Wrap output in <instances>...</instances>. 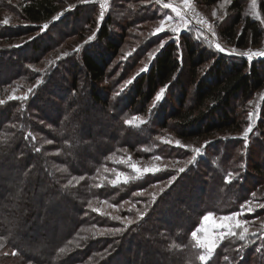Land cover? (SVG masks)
<instances>
[{
    "label": "trees",
    "instance_id": "obj_1",
    "mask_svg": "<svg viewBox=\"0 0 264 264\" xmlns=\"http://www.w3.org/2000/svg\"><path fill=\"white\" fill-rule=\"evenodd\" d=\"M121 1L136 3L131 14L137 22L150 13L159 17L149 10L163 8L160 0L159 5L155 4L157 0ZM220 1L197 0L205 7ZM242 2L230 0L229 18L216 26L221 41L236 49L256 47L262 36L259 22L244 15ZM66 3L19 0L12 6L0 0V20L1 8L8 4L23 22L11 27L0 24V42L4 44H0V99L5 100L0 105V235L4 238H0V264H89V258L98 264L101 250L110 247L111 253L100 264H264V238L259 235L227 236L204 261L194 238L204 214L237 211L264 177V156L261 159L257 151L259 140L251 150L245 149L240 139L238 143L226 139L207 145L203 156L190 163V175H183L186 182L155 198L134 193L169 176L161 172L137 175L129 164L113 165L110 161L117 156L171 153L158 145L155 137L171 123L182 143L223 131H242V119L230 113L239 101L243 103L264 87L262 56L251 62L247 58L229 61L212 48L196 44L199 40L185 30L178 42L170 38L155 53L146 70L133 78L127 92L120 93L121 102L111 95L115 83L103 85L107 80L106 56L114 57L119 51L110 41V25L115 20L108 16L97 29L96 40L64 56L63 67L52 62L37 71L41 84L21 88L23 92L15 96L22 97L32 89L27 101L9 100L8 87H13V80L32 81L37 75L24 66L36 65L62 43H58L60 39L75 35L84 25L97 27L95 6L82 8L70 22L65 16L63 25L62 17L53 21ZM257 10L264 19V0L257 1ZM35 32L36 37L30 36ZM22 38L27 41L17 42ZM207 60L211 63L200 75ZM184 66L191 94L182 93L176 107L163 108L166 100L160 101L154 117L160 120H153L149 136L141 138L137 128L124 123L125 118L150 111L148 105L161 88L178 87V75ZM77 70L82 71L90 87L86 116L80 119L74 110L82 103ZM95 109L101 110L104 122L96 131L95 119L89 115ZM118 132L124 133V141L118 139ZM46 140H53L54 147ZM127 141L133 145L130 151L137 150L134 154L121 150ZM118 170L128 178L115 179ZM125 199L138 203L135 208H127L124 215L128 221L99 210L100 203ZM142 201L144 205L139 206ZM21 247H28L32 254L27 256Z\"/></svg>",
    "mask_w": 264,
    "mask_h": 264
},
{
    "label": "rangeland",
    "instance_id": "obj_2",
    "mask_svg": "<svg viewBox=\"0 0 264 264\" xmlns=\"http://www.w3.org/2000/svg\"><path fill=\"white\" fill-rule=\"evenodd\" d=\"M8 3H14L19 0H6ZM66 5L60 10L59 14L55 18L56 21L62 17L61 25H63L64 18L70 17L68 22H70L73 18V14L77 13L82 8L95 6L96 7V26H86L84 25V29L76 30L75 35H69L68 37L62 38L58 41L62 42L58 44L57 47H54L53 51L49 53L47 56L43 57L39 60L36 65H31L32 67H28L30 64L24 66L28 68L29 71L35 72L34 79L32 81H26L23 79L13 80L10 86L8 87L9 92L7 97L9 96H16L20 92H23L21 88L27 89L30 88L33 83L37 86L41 84L40 77L38 74V70H45L46 67L50 66L52 62H57L58 64L61 63L59 68L64 66V62L62 59L64 56H68L69 52L73 49L77 50L79 46L88 44L89 42H93L96 39V32L97 29L100 27L102 22L109 16V18H114L115 24L110 25V31L113 34L111 36V42L117 44L119 47L118 54L114 57L111 55L106 56V60H108L107 64V80L103 84L104 86L108 85L109 82H113L114 84V92L111 93L112 96L116 97L118 100L121 96L120 93H126L127 88L130 87L131 83L127 85L126 88L121 91L122 86L124 85L125 81L133 80V78L144 72L148 67L150 61L148 54L153 52L154 49L159 48V45L162 41H168L170 38L175 40H179V34L185 30L191 32L195 38H197L196 44H201L206 46L207 48H212L218 55L225 56L227 60L232 62H237L238 59H245L247 58V62L254 61L252 59H248L247 55H240V53H249L253 54H264V19L261 16H257L255 13H258L257 10V1L256 0V9L255 13L252 9V0H242V4L244 6V15L250 16L253 20L259 22L262 30V36L260 38V43L256 47H248L246 49H236L231 45L225 44L221 39L218 37L216 33V26L219 23L224 22L229 18V13L227 11V6L230 0H221L219 3L211 6L205 7L197 2V0H189L188 5L184 4V0H170L168 4H172L174 8L177 9V12L180 15H177V12H173L171 8H166L163 4V8L150 9V12H155V15L152 13L148 14L145 19H141V22H137L136 18L131 14L132 8L135 7L136 3H125L121 0H66ZM161 1V0H160ZM155 2V1H154ZM116 3L120 4V7L116 5ZM161 2H155V4H160ZM153 4V5H155ZM13 6V4H12ZM8 4H4L1 8V20L0 24H4L6 26H15L23 24V22L18 18V16L14 13V7ZM117 6V7H116ZM162 6V4H161ZM191 7L194 6L196 10L200 13V15L204 18L207 22L206 26L208 30L212 33V35L216 38L217 42L216 45H220L224 48V52H220L216 47L208 44L206 42L204 32L201 28L188 24L187 19L185 18V14L183 12L184 7ZM154 7V6H153ZM71 9V10H70ZM215 13V15H213ZM66 16V17H65ZM172 22L177 23L180 21V17L183 16L185 23L183 25L180 24H173L167 23V21L171 20ZM73 21V20H72ZM137 22V23H135ZM70 24V23H69ZM211 26V27H209ZM170 30H168V28ZM46 26L44 25L42 30H44ZM165 30L163 31V29ZM160 32H156V31ZM174 32V33H173ZM37 32L30 34V36L36 37ZM28 36V35H27ZM27 36L25 38H27ZM22 38L19 39L17 42L27 41V39ZM59 38V37H58ZM160 38V41H156ZM19 42V43H21ZM0 44H3L0 42ZM4 45V44H3ZM0 45V46H3ZM21 45V44H19ZM7 46V45H6ZM5 46V48H7ZM104 44H101L103 47ZM14 47V46H13ZM24 47L20 48V51ZM12 49V48H9ZM160 49V48H159ZM235 49V51H233ZM183 51L182 43H180V48L178 50V54L181 56ZM156 53V52H155ZM22 55L23 53L20 52ZM155 55V54H154ZM221 56V57H222ZM264 61V55H262ZM256 60V59H255ZM210 60H207L202 65L201 73L208 68L210 65ZM264 71V67L262 68ZM77 75L79 77L80 83V95L82 96V103L75 105L74 110L76 113V118L80 119L85 117V108L87 107V103H89L90 99V87L85 79L84 74L82 71L77 70ZM178 80L180 83L178 87H171V89H165L164 93L162 94V100H166V104H162V107L165 108L172 105L173 107L177 106V102L181 99V94L185 93L186 95H190L192 92V86L190 85L189 73L187 71V67L184 66L179 75ZM34 81V82H33ZM109 86V85H108ZM104 94V92H103ZM157 95V94H156ZM156 97V96H155ZM173 97V98H172ZM170 98L172 101H170ZM65 99V98H64ZM122 102V99H119ZM111 104L114 102L113 99H110ZM160 101H156L155 98L151 101L148 105L150 108L145 115H133L125 118L124 123L130 125L134 128H137V132L141 138H147L149 136L148 130L152 127V121L157 119L155 117V110L158 107ZM171 102V103H170ZM66 105L70 102L66 100ZM115 103V102H114ZM125 103V102H124ZM122 104V103H121ZM124 110V109H121ZM51 110L47 112L50 113ZM115 112V110H114ZM117 114V112H115ZM122 113V112H120ZM233 116H238L243 121L242 131H235V132H228L223 131L221 133H215L210 137H206V139H200L191 141L189 143H182L176 137L175 132L176 127L169 124V127L164 130L158 131L157 135V144L160 146L167 147L168 151H172L171 153L165 155H152V156H137V157H124V156H117L113 159L110 158V161L113 165H130L134 173L138 174H145L150 172H161V174L165 175L169 178L164 179L163 181L157 182L152 186L148 187L147 189L137 191L134 194H141L144 198H155V196L159 195L161 192L170 191L174 188H178L182 183L186 182L184 180L183 175L187 173L190 175L188 168L190 163L200 159L202 157L204 150L208 148L207 145L214 144L216 140L219 141H228L226 139H230L229 142L238 143L240 139L242 141V145L246 149H253V143L255 140H259L260 148L257 149L259 152V157L262 159L264 156V131L260 132L259 130H264V121L262 117H264V87L261 88L256 93H253L249 98H247L243 103L239 101L235 107V111L230 113ZM95 119L94 122V131L101 126L104 122H101V114L100 109L93 110L90 114ZM114 116V115H113ZM121 118V117H120ZM109 119V118H108ZM109 119L108 123H110ZM157 119V122H158ZM113 122V121H111ZM253 125V126H252ZM47 128H52L49 125L46 126ZM69 132H71L69 130ZM119 135L118 139L124 141V133L118 132ZM114 134L113 137H116ZM154 137V138H155ZM50 143V146L54 147L53 140ZM105 142V141H104ZM48 144V143H47ZM248 144V145H247ZM132 142L127 141L125 143V147L121 148L123 152H128L129 154L133 151L129 150V147H132ZM241 145H238V149H241ZM207 147V148H206ZM155 149V145L152 147ZM73 149V147H67V150ZM251 150V149H250ZM137 151V150H136ZM167 151V152H168ZM183 151V154L178 152ZM53 152V150L51 151ZM92 152L90 155H93ZM201 155V156H200ZM200 156V157H199ZM113 160V162H112ZM117 176L115 179L125 180L127 179L128 175L122 173L121 171H116ZM171 174V175H170ZM259 183V182H258ZM146 196V197H145ZM143 198V200H144ZM145 201L139 203V206H143ZM96 204V201L93 202ZM135 204L131 200L125 199L123 201L108 204V203H100L101 207L99 206V210L104 211L105 213H109L115 215L118 218L123 220H130L124 214H126L127 208H135ZM242 206L234 212L226 213V214H216V213H206L202 216L200 223L196 230L194 231V238L195 241L201 251V258L202 261L207 260L212 253L214 252L217 245L227 236H233L235 233H240L243 236H260L264 238V177L261 179L260 183L255 187H253V191L249 194V198L246 199ZM0 238L4 240L3 236L0 235ZM1 248V247H0ZM21 249L25 252L27 256L31 255V249L28 247H21ZM113 247L110 249L101 250L100 257L98 258V264L104 262V256L106 254L111 253ZM92 253L97 254V250L92 248ZM34 256V255H33ZM79 257V255H76ZM90 262V263H89ZM89 264H97L96 260H91L89 258ZM78 264V263H73ZM142 264V262L140 263Z\"/></svg>",
    "mask_w": 264,
    "mask_h": 264
},
{
    "label": "snow or ice",
    "instance_id": "obj_3",
    "mask_svg": "<svg viewBox=\"0 0 264 264\" xmlns=\"http://www.w3.org/2000/svg\"><path fill=\"white\" fill-rule=\"evenodd\" d=\"M226 2H227V0H226ZM188 3H189V0H184V4H185V5H188ZM164 6H165L166 8H171L173 12H177V9L174 8V7L172 6V4H170V3H169V4H165ZM252 9H253V11H254V13H255V9H256V0H252ZM70 10H71V9H70ZM255 14H256L257 16L259 15L258 13H255ZM177 15H180V13L177 12ZM213 15H215V13H213ZM169 17H171V16H169ZM54 20H55V18H54ZM167 23H173V22H172V17H171V20H170V21H167ZM184 23H185V20H184L183 16H181V17H180V21L177 22V23H173V24H180V25H183ZM204 23H207V22L204 21ZM209 27H211V26H209ZM167 28H168V27H167ZM164 30H165V28L163 29V31H164ZM168 30H170V29L168 28ZM170 31H171V30H170ZM156 32L158 33V32H160V31L157 30ZM171 32H172V31H171ZM173 33H174V32H173ZM165 43H167V41H162L161 44L159 45V48H162V47L164 46ZM159 48L154 49L153 52H150V53L148 54L149 59L154 58V54H155V52H158V51H159ZM216 48H217L220 52H224V51H225L224 48H222L220 45H217ZM233 51H235V49H233ZM240 55H248L249 58H251V55H252V54H249V53H240ZM260 55H264V54H260ZM28 67L31 68L32 66L29 65ZM131 82H132L131 80L125 81L124 85H123L122 88H121V91H123V89L126 88L127 85L130 84ZM164 91H165L164 88H161V89L159 90V92L157 93V95H156V97H155V100H156V101H160V100H161V98H162V94L164 93ZM31 92H32V89H28V93H26L24 96H22V97L9 96L8 99H9V100L17 99V100H24V101H27V100L29 99V94H30ZM4 104H5V100L0 99V105H4ZM252 126H253V125H252ZM0 247H3V244H2V243H0ZM60 251L63 252L64 249L61 248ZM13 254L15 255V253H13Z\"/></svg>",
    "mask_w": 264,
    "mask_h": 264
},
{
    "label": "built area",
    "instance_id": "obj_4",
    "mask_svg": "<svg viewBox=\"0 0 264 264\" xmlns=\"http://www.w3.org/2000/svg\"><path fill=\"white\" fill-rule=\"evenodd\" d=\"M184 12V16L188 21V24L190 25H194L197 26L199 28H201L204 32V36L206 39V42L214 47H216V38L212 35V33L208 30L206 23H204V18L200 15V13L196 10V8L194 6H189V7H184L183 9ZM253 55V54H252ZM251 55V58H249V56L247 55L248 59H252L255 60L257 58H260L262 55L260 54H255V56L253 57Z\"/></svg>",
    "mask_w": 264,
    "mask_h": 264
},
{
    "label": "crops",
    "instance_id": "obj_5",
    "mask_svg": "<svg viewBox=\"0 0 264 264\" xmlns=\"http://www.w3.org/2000/svg\"><path fill=\"white\" fill-rule=\"evenodd\" d=\"M170 0H161V2H162V6H163V4H168V2H169Z\"/></svg>",
    "mask_w": 264,
    "mask_h": 264
},
{
    "label": "clouds",
    "instance_id": "obj_6",
    "mask_svg": "<svg viewBox=\"0 0 264 264\" xmlns=\"http://www.w3.org/2000/svg\"><path fill=\"white\" fill-rule=\"evenodd\" d=\"M157 2L159 3V0H157ZM45 143L50 144V143H52V141H50V140H46ZM66 143H67V142H66Z\"/></svg>",
    "mask_w": 264,
    "mask_h": 264
}]
</instances>
